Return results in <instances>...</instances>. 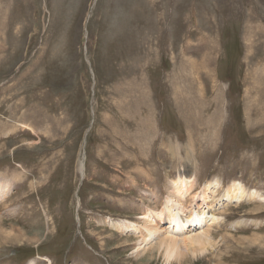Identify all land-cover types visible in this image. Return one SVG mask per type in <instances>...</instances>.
<instances>
[{"label": "rangeland", "instance_id": "374dc122", "mask_svg": "<svg viewBox=\"0 0 264 264\" xmlns=\"http://www.w3.org/2000/svg\"><path fill=\"white\" fill-rule=\"evenodd\" d=\"M1 5L0 264H165L134 260L121 224L161 209L180 168L264 196V0ZM164 83L181 85L189 127ZM263 207L229 209L215 228L229 248L190 264H264Z\"/></svg>", "mask_w": 264, "mask_h": 264}, {"label": "bare ground", "instance_id": "6f19581e", "mask_svg": "<svg viewBox=\"0 0 264 264\" xmlns=\"http://www.w3.org/2000/svg\"><path fill=\"white\" fill-rule=\"evenodd\" d=\"M3 1L4 0H0V25L2 23H5L1 19V16L5 14L4 11L5 9L3 10L4 7L1 5ZM1 27L2 26H0V28ZM115 28L117 27L115 26ZM127 70L128 69H126V71ZM163 87L165 90L167 89V87H169L170 90L173 89V91H175L174 97H172L173 100L172 104L174 105V108L177 110L176 114L178 115V118L180 117V120L182 118L184 122V127L186 125L187 127L192 125L189 124V121L194 117V115L193 117H191V114L188 115L186 114V112L184 113L183 111L184 108L182 109V106L184 105L186 99L182 95L181 85L179 84V85L170 86V84L164 83ZM148 92L150 93L152 91H148ZM140 94H141L140 90L135 91L134 89L135 102H137V99L141 98L139 96ZM19 102L22 104V101L19 100ZM20 103L14 105L13 108L19 107L21 105ZM13 108L10 107V109ZM10 109L9 111H11ZM135 109L137 108L135 107ZM149 111L152 114V109ZM137 114H139V112ZM155 128L152 127V129ZM162 136L166 137V134L164 133V135ZM172 140H174V143L176 144V148H178L179 143L176 141V139H172ZM170 151H172L171 152L172 157L178 156L175 150L174 151L170 150ZM88 164L89 163H86L87 166ZM83 167H84V163L80 162V172L82 170L81 172L82 174H83ZM190 167H195V163L190 162ZM178 171L180 172L181 175L176 176V173ZM186 171L188 173L190 172L188 170L185 169L182 170L180 168L179 170L176 171L173 180L167 178L166 182L169 184V186L167 189L166 196L164 197V201L161 209L154 210L145 207L143 209V213L138 217V219L140 220L139 222L137 223L127 222L125 224H121V227L124 231H129L131 234L135 235L134 243L132 247V254H133L132 257H134V260H137L140 256H143L145 254L146 257L153 258V251L155 252V254H157L159 257L162 258V262H164L165 264H171V262H175L176 264H186V263L190 264L191 262H194L198 258L208 253L214 254L215 256L216 254H218L219 256L218 257L216 256V258L220 259L221 251H222L221 248L223 246L229 248L228 242L232 241L233 236L231 235V233L228 234V232H226V234L223 235L221 234V232H219L221 235L218 237L217 235H215V232L218 231L215 230V228L220 229L222 227V223L225 221L226 215L229 214L228 210L240 207V204L244 200L248 202H258L259 204H264L263 203L264 196H262V194L259 193L258 190L248 191L246 190L245 186L240 182H232L223 187V184L220 182V180L216 178L214 180L205 181L201 186H199L197 183L198 178L196 177V174L193 173L192 171V173H189L188 175ZM17 173L18 172L14 170L13 172L14 178H19L17 176L19 175V173L18 174ZM186 173L188 176H185ZM150 179L152 180V178ZM7 192H8V185L3 184V182L0 183V200ZM153 194L155 196L161 195L159 193V190L157 189L155 190V192L153 191ZM150 195H152V192L150 193ZM158 197L159 196H156V198ZM256 209L257 210L262 209V207L254 206L253 210ZM114 220L115 219H107L106 222L108 223V226L114 229L121 230V227L118 224V222ZM241 221L240 219L235 220L234 224L236 226L237 225L240 226ZM242 222L244 223V221ZM134 224H136V226H134ZM213 233L215 236H217V238H214ZM246 240L247 239L245 238V240L237 241V243L239 242L245 243L244 241ZM252 241L258 242L257 243L258 245L259 243L261 246L264 245V237L258 239L254 238V240ZM142 260L144 259L142 258ZM214 264H224V263L218 260Z\"/></svg>", "mask_w": 264, "mask_h": 264}]
</instances>
